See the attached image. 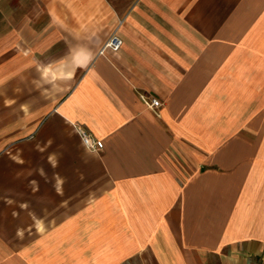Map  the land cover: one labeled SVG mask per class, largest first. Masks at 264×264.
I'll list each match as a JSON object with an SVG mask.
<instances>
[{"label": "crops", "instance_id": "obj_1", "mask_svg": "<svg viewBox=\"0 0 264 264\" xmlns=\"http://www.w3.org/2000/svg\"><path fill=\"white\" fill-rule=\"evenodd\" d=\"M263 261L264 0H0V264Z\"/></svg>", "mask_w": 264, "mask_h": 264}, {"label": "built area", "instance_id": "obj_2", "mask_svg": "<svg viewBox=\"0 0 264 264\" xmlns=\"http://www.w3.org/2000/svg\"><path fill=\"white\" fill-rule=\"evenodd\" d=\"M121 43V40L112 33L107 39L103 42L102 48L109 47L113 50L117 49ZM101 48V49H102ZM145 103L148 107H155L160 104L159 100L155 97H149L145 100ZM79 137L83 145L89 150H98L102 147V140L100 138H96L95 136L91 135L89 132L82 128L77 129Z\"/></svg>", "mask_w": 264, "mask_h": 264}, {"label": "rangeland", "instance_id": "obj_3", "mask_svg": "<svg viewBox=\"0 0 264 264\" xmlns=\"http://www.w3.org/2000/svg\"><path fill=\"white\" fill-rule=\"evenodd\" d=\"M263 264H264V261H263Z\"/></svg>", "mask_w": 264, "mask_h": 264}]
</instances>
